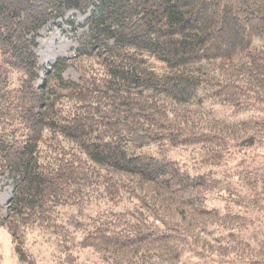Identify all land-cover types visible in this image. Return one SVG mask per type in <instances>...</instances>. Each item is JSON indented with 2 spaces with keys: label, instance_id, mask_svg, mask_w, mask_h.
Wrapping results in <instances>:
<instances>
[{
  "label": "trees",
  "instance_id": "obj_1",
  "mask_svg": "<svg viewBox=\"0 0 264 264\" xmlns=\"http://www.w3.org/2000/svg\"><path fill=\"white\" fill-rule=\"evenodd\" d=\"M3 179L24 264L35 233L54 264H264V0H0Z\"/></svg>",
  "mask_w": 264,
  "mask_h": 264
},
{
  "label": "rangeland",
  "instance_id": "obj_2",
  "mask_svg": "<svg viewBox=\"0 0 264 264\" xmlns=\"http://www.w3.org/2000/svg\"><path fill=\"white\" fill-rule=\"evenodd\" d=\"M75 15V23H82L83 16L77 12H75ZM38 42L37 54L41 63L46 66H49L58 57L72 55L77 45L75 33L66 23H63L61 26H47L43 30ZM64 76L77 80L80 74L74 67H69ZM224 113L227 114L228 111H224ZM169 155L179 160L192 172H204L212 169V167L199 165L200 154L195 146L172 148ZM11 193L12 184L10 181L6 179L0 180V205L2 206L3 213L6 212V205L11 197ZM81 220L83 219L81 218ZM81 220L79 221L81 222ZM30 237L29 241L32 239L37 241L33 245L27 241V247L32 252L37 264H54L57 262L56 256L58 251L54 238H48L50 242H47L46 238L38 236L37 233ZM0 264H24L18 258L13 238L6 227H0Z\"/></svg>",
  "mask_w": 264,
  "mask_h": 264
},
{
  "label": "bare ground",
  "instance_id": "obj_3",
  "mask_svg": "<svg viewBox=\"0 0 264 264\" xmlns=\"http://www.w3.org/2000/svg\"><path fill=\"white\" fill-rule=\"evenodd\" d=\"M56 11V10H55Z\"/></svg>",
  "mask_w": 264,
  "mask_h": 264
}]
</instances>
